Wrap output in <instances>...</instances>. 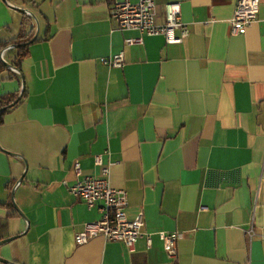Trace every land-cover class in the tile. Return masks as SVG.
<instances>
[{"label": "crops", "instance_id": "1", "mask_svg": "<svg viewBox=\"0 0 264 264\" xmlns=\"http://www.w3.org/2000/svg\"><path fill=\"white\" fill-rule=\"evenodd\" d=\"M114 1L0 0V43L24 21L35 37L20 74L0 73V101L18 100L0 111V264H264V0L241 34L236 0H154L157 23L180 5L176 44L116 29ZM121 51V67L102 62ZM103 168L150 244L76 243L102 202L67 186ZM160 231L179 234L175 259Z\"/></svg>", "mask_w": 264, "mask_h": 264}, {"label": "built area", "instance_id": "2", "mask_svg": "<svg viewBox=\"0 0 264 264\" xmlns=\"http://www.w3.org/2000/svg\"><path fill=\"white\" fill-rule=\"evenodd\" d=\"M260 0H236L233 15L230 19L231 33L241 34L250 25L257 21ZM110 19L118 30H136L141 35L164 37L166 43H182L188 36V30L181 19L179 3H166L164 6V21L157 23L154 0H138L132 3L129 0H117L112 4L109 13ZM178 32V34H176ZM141 38H130L127 44L141 43ZM1 56V55H0ZM3 59V56H1ZM124 52L121 51L102 62L109 67H121L124 64ZM95 163L101 164V157H95ZM79 174V164L74 165ZM104 177L95 178L86 176L77 180L72 186H67L69 192L77 199L83 201L87 207H93L101 201V216L99 219L84 224L83 230L76 234L78 245L86 243L89 239L102 236L108 241H121L128 251L135 249L138 238L146 236L147 243H151L149 233H143V213L140 211L133 219L127 217L125 208L128 205L127 192L122 188H115L109 180V169L103 168ZM163 241L164 250L169 258L175 259L178 254V233H158Z\"/></svg>", "mask_w": 264, "mask_h": 264}, {"label": "trees", "instance_id": "3", "mask_svg": "<svg viewBox=\"0 0 264 264\" xmlns=\"http://www.w3.org/2000/svg\"><path fill=\"white\" fill-rule=\"evenodd\" d=\"M31 18V17H29ZM26 26V22L24 21L22 23V31L20 32V36L12 39L10 42H4V43H0V53L3 49L7 48L10 44H14L15 46L12 48L15 51V57L12 59L11 66L14 70H9L12 73H15V75H19L20 74V63L23 60V58L27 55V48H28V41H30L31 38V31L28 34L24 33V30ZM23 41L25 43H23ZM8 70L7 66L5 65V61H3L0 57V73L3 71ZM12 101L11 98H7L6 100H1L0 101V108L6 106L7 104H9Z\"/></svg>", "mask_w": 264, "mask_h": 264}, {"label": "water", "instance_id": "4", "mask_svg": "<svg viewBox=\"0 0 264 264\" xmlns=\"http://www.w3.org/2000/svg\"><path fill=\"white\" fill-rule=\"evenodd\" d=\"M35 39V37H33L29 42H32L33 40ZM15 45H12V47H14ZM5 65L8 67V68H12L11 67V65L9 64V63H7V62H5ZM18 100L16 99L14 102H12L11 104H9V106H12L13 104H15L16 102H17ZM7 107H2L1 109H0V111H3L4 109H6ZM9 239H6V240H3V241H0V244H3V243H5V242H7ZM0 260H3V261H5L4 259H2V258H0Z\"/></svg>", "mask_w": 264, "mask_h": 264}]
</instances>
